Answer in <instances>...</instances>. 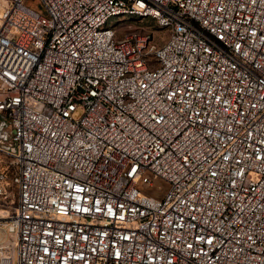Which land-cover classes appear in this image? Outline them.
I'll return each mask as SVG.
<instances>
[{
	"label": "built area",
	"instance_id": "built-area-1",
	"mask_svg": "<svg viewBox=\"0 0 264 264\" xmlns=\"http://www.w3.org/2000/svg\"><path fill=\"white\" fill-rule=\"evenodd\" d=\"M30 1L0 0V264H264V0Z\"/></svg>",
	"mask_w": 264,
	"mask_h": 264
},
{
	"label": "rangeland",
	"instance_id": "rangeland-1",
	"mask_svg": "<svg viewBox=\"0 0 264 264\" xmlns=\"http://www.w3.org/2000/svg\"><path fill=\"white\" fill-rule=\"evenodd\" d=\"M33 5H34V8L39 11V12H42L43 10L41 9V7L39 6L37 0H31L30 1ZM129 21L130 24H125V25H121V29H120V33H123L125 31H129L131 29H135V28H139L140 25L136 22H133V19L132 20H129L127 18H123V17H120V18H115L114 19V23H116L117 21H121L123 24H124V21ZM132 21V22H131ZM153 29H155V26L153 27ZM167 188V184L159 179V178H154L153 179V189H151L155 196L159 197L161 196L164 191L166 190ZM16 202H17V190L15 187L13 186H8L7 188V196L5 199H2L0 198V215H8V213H10L11 211H13L15 205H16ZM3 226L0 224V241H5L7 239V236L6 234L3 232Z\"/></svg>",
	"mask_w": 264,
	"mask_h": 264
}]
</instances>
